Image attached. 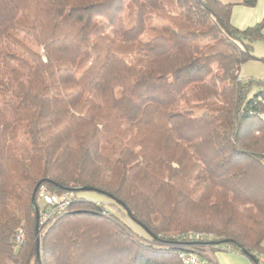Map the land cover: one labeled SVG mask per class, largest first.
<instances>
[{
  "label": "trees",
  "instance_id": "1",
  "mask_svg": "<svg viewBox=\"0 0 264 264\" xmlns=\"http://www.w3.org/2000/svg\"><path fill=\"white\" fill-rule=\"evenodd\" d=\"M258 1L0 0V264L264 253V18L232 20ZM42 188L75 196L38 241Z\"/></svg>",
  "mask_w": 264,
  "mask_h": 264
},
{
  "label": "rangeland",
  "instance_id": "2",
  "mask_svg": "<svg viewBox=\"0 0 264 264\" xmlns=\"http://www.w3.org/2000/svg\"><path fill=\"white\" fill-rule=\"evenodd\" d=\"M223 1L228 2V1H232V0H223ZM235 11H234L236 14L235 21L238 22V20H240L239 21L240 23H237V24H239V25L243 24V26H245V27H239V28H246V27H248V25L249 26L254 25L264 18V11L260 6H258L256 8L243 7L240 9H238L236 6ZM261 45H263V47H264V44H261ZM263 49H256V50L254 49V53L255 54H258V53L264 54ZM254 63L255 62L253 60H251V61L246 62L243 66L245 67V69H248L250 67H253V65H255ZM258 65H259L258 67H260L264 71V62H260ZM244 73H245V71L242 68L241 75H240L242 79L245 78ZM260 73L261 72L258 71L257 74L260 75ZM258 89H259V87L255 86L253 92L257 91ZM85 196H87L89 199H92V200H95V201L102 203L111 212L117 213L122 218H124L125 220H128V218L125 215H123L122 210L119 207H117L116 205H114L110 198H108L104 195H101L99 193H96V192H87L85 194ZM39 203H40L41 207L44 206V202L42 200H40ZM137 230L140 233H142L141 230H139V229H137ZM221 253H222L221 255H222L223 259L222 258L220 259L221 260L220 264H256L254 261H252L246 255L242 254L243 256H239L236 253H234V251L223 250V251H221ZM201 254L207 258L206 261L208 263H209V261L213 262L215 260L214 254L210 250L202 249ZM256 258L258 259V262H259L258 264H264V253H256Z\"/></svg>",
  "mask_w": 264,
  "mask_h": 264
},
{
  "label": "built area",
  "instance_id": "3",
  "mask_svg": "<svg viewBox=\"0 0 264 264\" xmlns=\"http://www.w3.org/2000/svg\"><path fill=\"white\" fill-rule=\"evenodd\" d=\"M73 192H67L61 197H57L41 189L39 193L40 200L44 202V206L40 211V223L43 225L50 224L62 214H64L65 209L70 205L71 199L74 197ZM178 237H182L187 240H205L213 239V234H207L202 232H189L185 234H179ZM16 242L22 245L25 242V234L20 230L16 235ZM256 257V253L254 254ZM179 258L182 264H209L206 260L200 258V256L193 252L181 251Z\"/></svg>",
  "mask_w": 264,
  "mask_h": 264
},
{
  "label": "crops",
  "instance_id": "4",
  "mask_svg": "<svg viewBox=\"0 0 264 264\" xmlns=\"http://www.w3.org/2000/svg\"><path fill=\"white\" fill-rule=\"evenodd\" d=\"M258 6H260L262 9H263V11H264V0H259L258 2H257V4L254 6V7H246V6H243V7H246V8H256V7H258ZM236 7V6H235ZM235 7H234V9H233V15H232V20H233V23L237 26V27H245V26H243V24H237V23H240L239 21L240 20H238V22H236L235 21V16H236V14H235ZM242 7V5H237V8L238 9H240V8H243ZM235 11V12H234ZM249 26V25H248ZM251 26V25H250ZM261 44H264V41H257V42H255V44H254V49L256 50V49H263L264 47H263V45H261ZM264 50V49H263ZM257 56H259V57H261V56H264V54H256ZM255 63V65H253V67H250V68H248V69H245V67L243 66L242 68H243V70L245 71V79H248V78H250V79H255V80H260V79H264V71L260 68V67H258L259 65V63L260 62H262V61H260V60H253ZM242 70V69H241ZM258 71H260L261 73H260V75L259 74H257L258 73ZM234 253H236L237 255H239V256H243L241 253H239V252H234ZM222 253H221V251H217L215 254H214V257H215V260L212 262V261H209V263L210 264H220V262H221V258L223 259V257H222V255H221Z\"/></svg>",
  "mask_w": 264,
  "mask_h": 264
},
{
  "label": "water",
  "instance_id": "5",
  "mask_svg": "<svg viewBox=\"0 0 264 264\" xmlns=\"http://www.w3.org/2000/svg\"><path fill=\"white\" fill-rule=\"evenodd\" d=\"M83 191H95V189L94 188H91V187H84L83 188ZM35 196H36V193L34 194V201H35ZM120 203V202H119ZM37 209V226H36V232H37V235H36V239L39 241V235H40V228H39V226H40V215H39V210H38V208H36ZM229 240H227V241H225V242H228ZM220 242H222V241H220ZM245 253V255L247 256V257H249L252 261H254L256 264H258L259 262H258V259L255 257V255L254 254H251V253H249V252H244Z\"/></svg>",
  "mask_w": 264,
  "mask_h": 264
}]
</instances>
